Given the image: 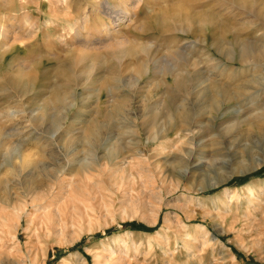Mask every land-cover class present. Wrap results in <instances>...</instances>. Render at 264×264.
I'll list each match as a JSON object with an SVG mask.
<instances>
[{"label":"rangeland","instance_id":"374dc122","mask_svg":"<svg viewBox=\"0 0 264 264\" xmlns=\"http://www.w3.org/2000/svg\"><path fill=\"white\" fill-rule=\"evenodd\" d=\"M261 7L0 0V264H264Z\"/></svg>","mask_w":264,"mask_h":264},{"label":"bare ground","instance_id":"6f19581e","mask_svg":"<svg viewBox=\"0 0 264 264\" xmlns=\"http://www.w3.org/2000/svg\"><path fill=\"white\" fill-rule=\"evenodd\" d=\"M244 2V1H243ZM240 4H241V2H240ZM244 4H245V2H244ZM242 5V4H241ZM251 5V4H250ZM245 6V5H244ZM253 6V5H252ZM250 7V6H249ZM257 11V14L259 15V16H262L263 18H264V7H261V8H259V10H256ZM117 12V11H116ZM261 19V18H260ZM264 20V19H263ZM260 61V60H259ZM254 84V83H253ZM244 85V84H243ZM258 85V84H257ZM202 93H203V95H204V97H203V99H205L206 98V95L204 94V90H202L201 91ZM200 93V92H199ZM236 93V92H235ZM240 95V94H239ZM208 97H209V99H210V105H212V108H213V111L212 112H214V114H213V117H215V115L216 114H219L220 112H222V111H224V114L222 115V116H219L217 119H218V121L220 122V123H223V121L225 120V118H226V112H227V110H228V107L225 105V103H229L233 98H234V96H232V93H229V92H225V93H221V94H217V96H216V94H210V95H208ZM217 97H220L221 98V100H217L216 98ZM198 101V100H197ZM187 107V106H186ZM186 107H184L185 109H187ZM183 116L185 117V124H189V119H190V113H186V114H183ZM183 117V118H184ZM193 121V120H192ZM190 132V131H189ZM178 134H180V133H178ZM247 135V134H246ZM263 135V134H262ZM252 134H250L249 136H246V138H250V139H253L252 138ZM264 136V135H263ZM254 139L256 140V143H257V145L259 146V147H257V152L258 153H263L264 152V147H262L261 148V142H262V137L259 135H254ZM188 139H189V142L192 140L191 139V137H188ZM257 152H251L250 150H247V158H249V159H252V158H255L254 156L257 154ZM258 155V154H257ZM261 155V154H260ZM254 161V160H253ZM251 162V161H250ZM227 166V165H226ZM244 168V167H243ZM255 168V165L254 166H251V168H249L250 170H252V169H254ZM33 192V191H32ZM33 194V193H32ZM249 194L251 195V194H253V191H251V190H249ZM55 195V194H54ZM252 196V195H251ZM50 197H52V196H50V193L48 192L47 194H44V197H42V199L44 200H42V202H40V203H35V206H37V208H41V206H42V204L45 202V200L47 199V198H50ZM254 197V196H253ZM252 198V197H251ZM40 199H41V197H40ZM39 199V200H40ZM54 199V198H53ZM254 199V198H253ZM252 200V199H251ZM36 201V200H35ZM249 201V200H248ZM51 202V201H50ZM250 202H253V200L252 201H250ZM250 204V203H249ZM34 206V205H33ZM38 210V209H37ZM22 212H24V211H22ZM21 214V213H20ZM18 217V216H17ZM19 219V218H18ZM20 220H21V218H20ZM19 223H20V221L17 223V227H18V225H19ZM83 263L84 264H88V262H87V260L85 259V258H83Z\"/></svg>","mask_w":264,"mask_h":264}]
</instances>
